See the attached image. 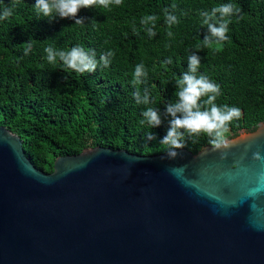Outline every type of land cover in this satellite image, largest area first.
Wrapping results in <instances>:
<instances>
[{"label": "trees", "instance_id": "1", "mask_svg": "<svg viewBox=\"0 0 264 264\" xmlns=\"http://www.w3.org/2000/svg\"><path fill=\"white\" fill-rule=\"evenodd\" d=\"M35 2L15 0L13 14L0 20V125L20 136L26 156L40 170L52 173L59 156L97 146L143 156L166 153L168 146L160 143L168 128L166 105L178 100L176 80L189 71L191 55L200 58L197 76L220 86L215 103L241 109L229 138L264 122V0H122L80 9L82 24L50 20L38 14ZM229 3L241 11L226 18L228 39L217 42L203 23L204 13ZM12 4L0 0V11ZM166 15L177 22L169 25ZM148 16L155 20L142 23ZM219 20L216 13L209 22L218 27ZM206 36L213 40L209 46L203 45ZM77 45L94 56L95 71L77 73L58 57L48 61L46 48L67 51ZM140 64L146 76L136 83ZM138 90L149 104L136 102ZM147 107L161 113L158 128L140 123ZM149 132L154 140L147 139ZM209 139L187 136L183 148L197 153Z\"/></svg>", "mask_w": 264, "mask_h": 264}, {"label": "water", "instance_id": "2", "mask_svg": "<svg viewBox=\"0 0 264 264\" xmlns=\"http://www.w3.org/2000/svg\"><path fill=\"white\" fill-rule=\"evenodd\" d=\"M230 139L173 159L97 146L47 173L0 125V264H264V122Z\"/></svg>", "mask_w": 264, "mask_h": 264}, {"label": "clouds", "instance_id": "3", "mask_svg": "<svg viewBox=\"0 0 264 264\" xmlns=\"http://www.w3.org/2000/svg\"><path fill=\"white\" fill-rule=\"evenodd\" d=\"M112 3L120 5L122 0H36L34 8L38 14L42 13L48 19H54L58 16L61 19H72L76 24H82L83 17H78V13L82 8H91L94 5H101L105 8L109 7ZM15 7V0L11 6H5L0 11V20L6 19L13 14ZM241 11L240 7L232 3L223 4L213 7L212 12L204 13V24H207L212 37L218 38L216 41H224L228 39L225 33L228 31V24L230 22L228 17ZM55 13V15H54ZM216 13L220 14V20L217 21L219 26L210 23L214 19ZM155 20V17L148 16L142 23ZM166 22L170 25L176 23V17L166 15ZM155 33L149 30V35ZM171 35V33H169ZM213 40L206 36L203 45L209 46ZM31 45L29 44V48ZM200 47H198L199 49ZM47 59L50 63H54L57 57L63 64L77 72V73H90L96 70L97 61L94 56H89L83 47L77 45L70 50H57L53 47L45 49ZM109 52V55H112ZM189 71L184 73L182 77L176 80L177 92L175 95L178 100L166 105L164 115L169 117L168 128L166 135L160 140L162 145L168 146L167 157L173 159L178 155L177 149L185 147V140L187 136H199L200 134L207 135L209 144L212 145L214 150L230 149L235 142L229 138L230 125L234 120H239L242 116L241 109L235 106L217 105L215 103L217 97L221 94L220 86L214 83L206 75L197 76V69L200 66V58L196 55L189 56ZM100 62L104 67L108 66V60L105 56L100 57ZM166 63H171L169 59ZM146 76L144 65H137L134 72V79L136 83H140V77ZM138 104H149V97L145 94L143 100H140L139 90L133 93ZM202 97H206L203 101ZM141 124H147L150 128H158L162 123V115L157 108L147 107L141 113ZM156 137L153 132L147 134L148 140H154ZM254 158L257 160H264L259 152L254 153ZM264 182V175L261 177ZM260 187L254 190L259 192Z\"/></svg>", "mask_w": 264, "mask_h": 264}]
</instances>
